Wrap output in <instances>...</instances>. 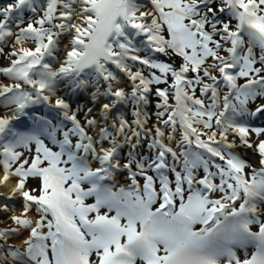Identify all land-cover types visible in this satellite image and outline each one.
Here are the masks:
<instances>
[{
	"label": "snow or ice",
	"instance_id": "obj_1",
	"mask_svg": "<svg viewBox=\"0 0 264 264\" xmlns=\"http://www.w3.org/2000/svg\"><path fill=\"white\" fill-rule=\"evenodd\" d=\"M0 264H264V0H0Z\"/></svg>",
	"mask_w": 264,
	"mask_h": 264
}]
</instances>
